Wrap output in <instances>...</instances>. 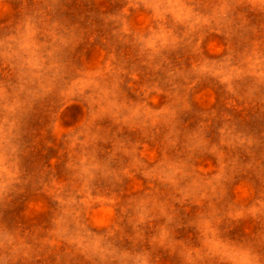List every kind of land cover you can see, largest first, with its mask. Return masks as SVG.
<instances>
[{
	"label": "rangeland",
	"instance_id": "obj_1",
	"mask_svg": "<svg viewBox=\"0 0 264 264\" xmlns=\"http://www.w3.org/2000/svg\"><path fill=\"white\" fill-rule=\"evenodd\" d=\"M0 264H264V0H0Z\"/></svg>",
	"mask_w": 264,
	"mask_h": 264
}]
</instances>
